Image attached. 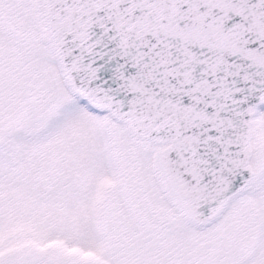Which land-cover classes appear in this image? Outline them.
Returning <instances> with one entry per match:
<instances>
[{"label":"snow or ice","instance_id":"obj_1","mask_svg":"<svg viewBox=\"0 0 264 264\" xmlns=\"http://www.w3.org/2000/svg\"><path fill=\"white\" fill-rule=\"evenodd\" d=\"M0 264H264V0H0Z\"/></svg>","mask_w":264,"mask_h":264}]
</instances>
